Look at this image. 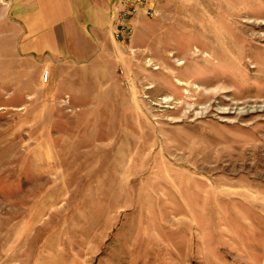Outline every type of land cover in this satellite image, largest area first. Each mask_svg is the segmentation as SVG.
Returning <instances> with one entry per match:
<instances>
[{
    "label": "rangeland",
    "instance_id": "1",
    "mask_svg": "<svg viewBox=\"0 0 264 264\" xmlns=\"http://www.w3.org/2000/svg\"><path fill=\"white\" fill-rule=\"evenodd\" d=\"M8 1L0 264H264V0H157L61 70Z\"/></svg>",
    "mask_w": 264,
    "mask_h": 264
},
{
    "label": "crops",
    "instance_id": "2",
    "mask_svg": "<svg viewBox=\"0 0 264 264\" xmlns=\"http://www.w3.org/2000/svg\"><path fill=\"white\" fill-rule=\"evenodd\" d=\"M120 0H9L11 23L22 24L24 54L44 56L45 63L86 64L102 54L111 36ZM144 18H136L133 25ZM55 67V69L57 68Z\"/></svg>",
    "mask_w": 264,
    "mask_h": 264
},
{
    "label": "built area",
    "instance_id": "3",
    "mask_svg": "<svg viewBox=\"0 0 264 264\" xmlns=\"http://www.w3.org/2000/svg\"><path fill=\"white\" fill-rule=\"evenodd\" d=\"M157 0H120L111 24V36L119 45H129L133 37V21L153 16Z\"/></svg>",
    "mask_w": 264,
    "mask_h": 264
},
{
    "label": "bare ground",
    "instance_id": "4",
    "mask_svg": "<svg viewBox=\"0 0 264 264\" xmlns=\"http://www.w3.org/2000/svg\"><path fill=\"white\" fill-rule=\"evenodd\" d=\"M179 64H182L181 62Z\"/></svg>",
    "mask_w": 264,
    "mask_h": 264
}]
</instances>
